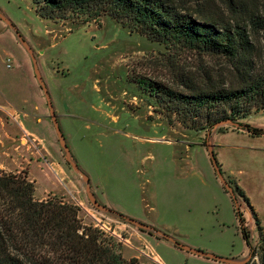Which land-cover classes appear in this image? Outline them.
I'll use <instances>...</instances> for the list:
<instances>
[{
	"label": "rangeland",
	"instance_id": "rangeland-1",
	"mask_svg": "<svg viewBox=\"0 0 264 264\" xmlns=\"http://www.w3.org/2000/svg\"><path fill=\"white\" fill-rule=\"evenodd\" d=\"M176 2L186 5L187 13L204 9L217 19L241 22L251 35L257 61L264 62V37L248 20L251 15L264 17V0ZM0 12L18 32L0 20V74H15L8 82L12 98L25 96V106L35 115L25 120L26 126L41 139L24 132L15 112L0 109V170L34 182L37 200L55 197L79 206L82 223L101 230L126 261L259 264L220 190L209 150L225 179L229 173L237 177H229L231 196L241 204L240 214L258 252L262 244L255 219L234 188L238 183L246 192L264 226V135L251 137L226 124L220 126L222 132L217 127L208 133L171 123L155 111V98L136 83L143 78L176 86L181 76L196 77L207 70L228 76L227 60L173 51L108 15L99 22L86 17L42 20L29 0H0ZM22 53L28 57V70L32 63L34 71L37 63L68 150L57 138L43 91L36 96L27 84ZM7 59H13V69H5ZM245 123L264 130V113Z\"/></svg>",
	"mask_w": 264,
	"mask_h": 264
},
{
	"label": "trees",
	"instance_id": "trees-1",
	"mask_svg": "<svg viewBox=\"0 0 264 264\" xmlns=\"http://www.w3.org/2000/svg\"><path fill=\"white\" fill-rule=\"evenodd\" d=\"M29 1L48 21L86 17L99 22L108 15L173 51L224 58L231 68L228 76L207 70L196 77L181 76L176 86L143 78H137L136 83L155 98V111L171 123L208 133L221 125L237 124L251 136L264 135V130L245 123L251 116L264 113V62L257 61L251 35L241 22L217 19L204 9L187 13L186 5L176 0ZM226 5L233 3L228 1ZM248 20L264 37V17L251 15ZM234 194L243 199L255 219L262 244L258 252L240 214L241 204L231 196L242 238L250 256L264 264V227L238 186ZM34 195V182L25 175L0 170V264H137L136 259H123L114 245L105 241L101 230L83 224L79 206L55 197L37 200ZM178 246L175 242V248ZM195 252L213 256L201 250Z\"/></svg>",
	"mask_w": 264,
	"mask_h": 264
},
{
	"label": "crops",
	"instance_id": "crops-1",
	"mask_svg": "<svg viewBox=\"0 0 264 264\" xmlns=\"http://www.w3.org/2000/svg\"><path fill=\"white\" fill-rule=\"evenodd\" d=\"M32 4V3H31ZM32 7H33V9H34V11H35V14L39 17V18H41L37 13H36V10H35V8H34V6L32 5ZM42 19V18H41ZM0 20H6L5 22V24H6V26H8V24H11L10 26H9V28L12 30V31H16L17 32V29L15 28V26H13V24H12V22L10 21V19L6 16V15H3V14H1V12H0ZM42 20H45V19H42ZM18 33V32H17ZM3 37V35L2 34H0V38H2ZM4 38V37H3ZM2 38V39H3ZM12 40V39H11ZM1 45H4V41L3 40H1L0 39V46ZM23 55H22V57H23V59H24V67H25V69H27L28 68V57L25 55V57H24V53H22ZM13 60V59H12ZM12 60H9V59H7V61H4L3 62V64H4V66H5V69H13V67H12ZM14 62V61H13ZM31 64V66H29V70H28V75H27V82H29V83H27L32 89H33V92H34V94L37 96L38 94H39V89L40 90H42L41 89V87H40V85H39V83H38V81H37V79H36V75H35V72L32 70V63H30ZM14 75L15 74H13V75H9V78H5L2 74H0V109L1 110H3V111H6V112H15L16 113V120H18V122H19V125L23 128V130H24V132L28 135V136H33L34 137V139L33 140H36V139H38V140H41V139H39L37 136H36V134L34 133V132H32L27 126H26V121L25 120H27L28 118H29V116H35L33 113H31V111L28 109V107H26L25 105L27 104V99H25V96H23L21 99L20 98H18V99H14V98H12V92L10 91V89H9V86H8V82L9 81H11L12 80V78L14 77ZM23 82H24V80H23ZM25 84H26V82H24V84H23V86L22 87H20V89H22L24 86H25ZM14 88V87H13ZM23 90V89H22ZM10 93V94H9ZM21 94H22V91H21ZM53 103V102H52ZM45 104V103H44ZM54 104V103H53ZM54 106V105H53ZM54 110H55V112H57V109L54 107ZM60 112H62L61 111V109L59 110ZM63 113V112H62ZM58 114V113H57ZM59 115V114H58ZM46 116V115H45ZM60 116H58V118H59ZM21 119H24V121L25 122H22L21 121ZM49 124H50V128H51V130H52V132H53V129H52V126H51V123L49 122ZM53 136H54V134H53ZM251 136V135H250ZM251 137H254V136H251ZM211 163H212V161H211ZM220 166V169L222 168V165H219ZM212 167H213V170H214V176H215V178L217 179V180H219L218 179V177H217V175H216V170H215V168H214V166H213V163H212ZM223 169V168H222ZM223 175V174H222ZM224 177V176H223ZM229 177H232V178H234L235 180L237 179V177L235 176V175H231V173H229V174H227V178L228 179H225L227 182H228V184L229 185H231V184H233V183H231V180H230V178ZM225 178V177H224ZM220 181V180H219ZM236 183H237V181H236ZM222 184V183H221ZM221 186V185H220ZM219 186V187H220ZM237 186L245 193V195H246V197L248 198V196H247V194H246V192L239 186V184L237 183ZM226 187H224L223 186V184H222V187H220V190H221V192L224 194V195H226L227 197H228V199H229V201H230V203L232 204V208H233V210H234V215L236 216V213H235V209H234V202H233V200H232V198H231V195H230V193L228 192V193H225L223 190L225 189ZM103 193V192H102ZM103 195V194H102ZM230 195V196H229ZM249 199V198H248ZM103 201L105 202V200L103 199ZM249 201H250V199H249ZM106 203V202H105ZM250 204H251V206L253 207V209L255 210V208H254V206L252 205V203H251V201H250ZM106 205L107 206H111V207H114V206H112V205H110V204H107L106 203ZM255 212H256V210H255ZM257 213V212H256ZM257 216H258V218H259V215L257 214ZM236 219H237V217H236ZM260 220V219H259ZM140 223V222H139ZM262 225V224H261ZM264 227V226H263ZM177 249V248H176ZM179 250V249H178ZM166 264V263H165Z\"/></svg>",
	"mask_w": 264,
	"mask_h": 264
},
{
	"label": "water",
	"instance_id": "water-1",
	"mask_svg": "<svg viewBox=\"0 0 264 264\" xmlns=\"http://www.w3.org/2000/svg\"><path fill=\"white\" fill-rule=\"evenodd\" d=\"M34 71H35V75H36V79L45 95V99H46V103H47V107H48V110H49V115H50V119H51V122L53 124V127H54V130H55V133L57 135V138L60 142V144L62 145L63 149L64 150H68V147H67V144H66V139L63 135V132L61 130V127H60V124H59V120H58V116L57 114L55 113V110H54V106H53V103H52V99H51V96L49 94V91L46 87V85L43 83V81L41 80L40 76H39V73H38V66H37V63L36 61L34 62ZM236 127L237 124L235 125ZM209 153H210V158H211V161L213 163V166L216 170V175L218 177V179L220 180V182L223 184L224 187H226L230 193V195H233V191L231 189V187L229 186L228 182L225 180V178L223 177L222 175V172H221V169L220 167L217 165L216 163V160H215V156L212 152V150L210 149L209 150ZM125 220H127L129 223H131L132 225L142 229L143 228V225L137 221H135L134 219H131V218H128L126 216H122Z\"/></svg>",
	"mask_w": 264,
	"mask_h": 264
}]
</instances>
